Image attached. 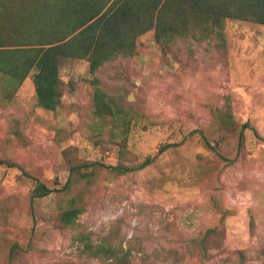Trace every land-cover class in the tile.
<instances>
[{"label": "rangeland", "instance_id": "374dc122", "mask_svg": "<svg viewBox=\"0 0 264 264\" xmlns=\"http://www.w3.org/2000/svg\"><path fill=\"white\" fill-rule=\"evenodd\" d=\"M58 67L52 112L36 105L34 71L9 97L0 76V158L22 168L0 165V264H115L113 252L92 256L99 244L128 252L130 264H264V141L248 130L264 138V26L227 20L221 35L176 38L165 49L150 30L131 57L93 74L85 60ZM96 88L112 118L94 114ZM218 111L231 114L235 135L223 136ZM113 122L128 126L122 157ZM243 124L247 148L238 145ZM66 149L100 175L61 190ZM118 163L135 170L108 182L105 168ZM22 172L53 193L30 203ZM71 202L82 211L58 229Z\"/></svg>", "mask_w": 264, "mask_h": 264}, {"label": "trees", "instance_id": "16d2710c", "mask_svg": "<svg viewBox=\"0 0 264 264\" xmlns=\"http://www.w3.org/2000/svg\"><path fill=\"white\" fill-rule=\"evenodd\" d=\"M227 20L264 26V0H0V76L10 86L9 97L34 71L32 82L36 105L52 112L60 106V59L85 60L89 73L93 74L117 57H131L138 37L150 30L156 44L165 49L176 38L221 35ZM93 102L97 117H113L110 100L100 88L95 89ZM112 125V135L120 136L122 157L128 126L126 122L119 126L113 122ZM217 125L224 137L235 135L238 129L229 112H217ZM246 128L248 125L243 124L239 130L240 148H247L242 132ZM248 130L256 139L264 141L254 129ZM12 133L17 138L21 136L18 128ZM200 138L206 148L220 156L216 147L202 134ZM68 151L62 152L68 176L61 190L68 189L80 179L100 175L96 164L71 160ZM150 162L147 159L136 169H143ZM0 165L22 170L14 162L1 158ZM134 170L120 163L105 168L110 176L108 182ZM22 175L33 183L30 203L53 193L54 190L27 173L22 172ZM81 211L73 206V202L61 208L56 227L73 226ZM94 250L93 257L113 252L111 256L115 264H130L128 252L118 256L110 245L105 244L95 246ZM13 252L11 248L10 253Z\"/></svg>", "mask_w": 264, "mask_h": 264}]
</instances>
